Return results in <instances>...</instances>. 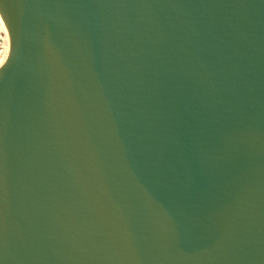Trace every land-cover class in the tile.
<instances>
[{
  "label": "water",
  "instance_id": "obj_1",
  "mask_svg": "<svg viewBox=\"0 0 264 264\" xmlns=\"http://www.w3.org/2000/svg\"><path fill=\"white\" fill-rule=\"evenodd\" d=\"M0 17V264H264V0Z\"/></svg>",
  "mask_w": 264,
  "mask_h": 264
},
{
  "label": "rangeland",
  "instance_id": "obj_2",
  "mask_svg": "<svg viewBox=\"0 0 264 264\" xmlns=\"http://www.w3.org/2000/svg\"><path fill=\"white\" fill-rule=\"evenodd\" d=\"M9 39L4 28L3 22L0 19V62L4 59L8 52Z\"/></svg>",
  "mask_w": 264,
  "mask_h": 264
},
{
  "label": "bare ground",
  "instance_id": "obj_3",
  "mask_svg": "<svg viewBox=\"0 0 264 264\" xmlns=\"http://www.w3.org/2000/svg\"><path fill=\"white\" fill-rule=\"evenodd\" d=\"M0 19H1V17H0ZM1 20H2V19H1ZM2 22H3V21H2ZM3 25H4V23H3ZM4 28H5L6 32H7V29H6L5 25H4ZM7 35H8V32H7ZM8 39H9V35H8ZM8 54H9V46H8V52H7L6 56H5L4 59L0 62V66H2V65L5 63V61H6L7 58H8Z\"/></svg>",
  "mask_w": 264,
  "mask_h": 264
}]
</instances>
